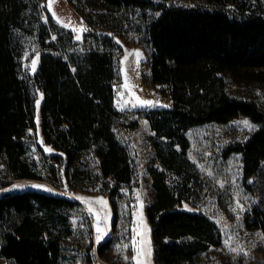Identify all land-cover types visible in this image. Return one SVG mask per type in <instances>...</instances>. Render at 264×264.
<instances>
[{
	"label": "trees",
	"instance_id": "16d2710c",
	"mask_svg": "<svg viewBox=\"0 0 264 264\" xmlns=\"http://www.w3.org/2000/svg\"><path fill=\"white\" fill-rule=\"evenodd\" d=\"M69 2L86 22L83 40L56 22L47 0H0V179L53 180L58 189L79 183L77 192L107 194L114 209L125 201L139 180L140 159L134 148L139 120L114 111L124 39L146 48L149 79L174 99L172 108L139 116L154 133L148 172L156 196L147 212L157 264H200L223 245L222 228L201 210L208 179L188 156L195 127L239 117L258 126L227 151L241 156L247 189L258 197L246 225L264 233V108L230 93L226 79L231 73L264 82V0ZM31 49L41 51V61L24 75ZM40 91L51 154L36 159L31 130L37 129ZM55 191L0 197L2 257L16 264L64 263L66 240L77 231L74 219L85 214L78 198ZM110 245L107 240L100 255ZM81 252L84 264L97 262L92 245Z\"/></svg>",
	"mask_w": 264,
	"mask_h": 264
},
{
	"label": "rangeland",
	"instance_id": "374dc122",
	"mask_svg": "<svg viewBox=\"0 0 264 264\" xmlns=\"http://www.w3.org/2000/svg\"><path fill=\"white\" fill-rule=\"evenodd\" d=\"M44 7L58 24L74 33L76 40L84 39L86 22L69 0H47ZM121 43L124 48L121 66L123 84L118 106L129 117L139 120L134 143L140 159L139 180L131 190L125 192V201L119 202L117 209H114L112 199L107 194L77 192L82 186L79 183L59 186L73 192L85 214L74 219L77 231L71 239L66 240L63 264H71L73 261L75 264H84L81 250L88 245L94 248L97 257L95 264H157L153 231L147 212L148 205L156 196L148 172V163L155 151L154 133L149 121L139 116L152 109L172 108L174 99L164 93L165 86L149 79V53L146 48L127 44L124 39ZM33 60H36L34 71ZM40 61L41 51H27L23 58L24 75L35 73ZM226 79L230 93L254 99L264 108V82L246 81L231 73L226 74ZM43 99V92L40 91L37 99V129L31 130L34 141L31 157L36 159L45 153L51 154L42 133ZM141 101L152 103L143 104ZM244 121L250 127L245 126ZM257 127L250 119L239 117L228 124L209 123L189 132L192 145L188 156L207 177L209 184V197L202 203L201 210L218 222L224 233L223 245L201 256L200 264H264V233L261 229H249L245 222L247 213L258 202V197L247 189L241 156L227 151L234 143L247 138ZM49 166L55 168L57 164L51 161ZM50 176L54 179L53 175ZM52 181L0 179V197L8 192L57 193L55 190L60 189ZM101 199L106 203H100ZM97 227L105 235L99 241L95 237ZM107 240L111 242L110 248L104 255H100L101 247ZM0 264L16 263L0 255Z\"/></svg>",
	"mask_w": 264,
	"mask_h": 264
},
{
	"label": "built area",
	"instance_id": "2783aa9c",
	"mask_svg": "<svg viewBox=\"0 0 264 264\" xmlns=\"http://www.w3.org/2000/svg\"><path fill=\"white\" fill-rule=\"evenodd\" d=\"M115 99H116V101L118 102V100L120 99V96H119V92H115ZM114 111H121L120 110V108H119V106H118V104H116L115 106H114ZM58 191H60V192H63V193H65V194H67V195H69V196H72V197H74L73 196V192L71 191V190H69V191H63V190H58ZM75 198V197H74ZM101 237V238H105V235L103 234V233H101V232H96V234H95V237L97 238V237Z\"/></svg>",
	"mask_w": 264,
	"mask_h": 264
},
{
	"label": "snow or ice",
	"instance_id": "6c2138e0",
	"mask_svg": "<svg viewBox=\"0 0 264 264\" xmlns=\"http://www.w3.org/2000/svg\"><path fill=\"white\" fill-rule=\"evenodd\" d=\"M77 39H79V36L77 37ZM136 55H137V57H139V53L138 52L136 53ZM126 59H127V57H126ZM32 64H33V71H34L35 70L36 60H33ZM38 103H39V101H37V104ZM141 103H143V104H151L152 102L151 101H141ZM243 123L245 124V126H249L250 127V125H248V122L247 121H244ZM99 202L100 203H106L102 199ZM97 231L100 232V228L99 227H97ZM99 239H100V237L98 236L97 237V240L99 241Z\"/></svg>",
	"mask_w": 264,
	"mask_h": 264
},
{
	"label": "bare ground",
	"instance_id": "6f19581e",
	"mask_svg": "<svg viewBox=\"0 0 264 264\" xmlns=\"http://www.w3.org/2000/svg\"><path fill=\"white\" fill-rule=\"evenodd\" d=\"M65 195V194H64ZM68 197V196H67ZM71 198V197H70Z\"/></svg>",
	"mask_w": 264,
	"mask_h": 264
},
{
	"label": "crops",
	"instance_id": "0c3cea01",
	"mask_svg": "<svg viewBox=\"0 0 264 264\" xmlns=\"http://www.w3.org/2000/svg\"><path fill=\"white\" fill-rule=\"evenodd\" d=\"M81 203V202H80Z\"/></svg>",
	"mask_w": 264,
	"mask_h": 264
}]
</instances>
